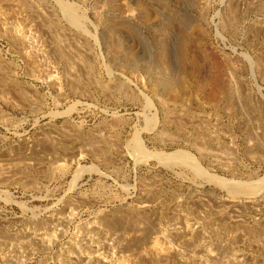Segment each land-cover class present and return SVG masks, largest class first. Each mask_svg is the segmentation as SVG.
<instances>
[{
	"label": "rangeland",
	"instance_id": "obj_1",
	"mask_svg": "<svg viewBox=\"0 0 264 264\" xmlns=\"http://www.w3.org/2000/svg\"><path fill=\"white\" fill-rule=\"evenodd\" d=\"M0 264H264V0H0Z\"/></svg>",
	"mask_w": 264,
	"mask_h": 264
},
{
	"label": "bare ground",
	"instance_id": "obj_2",
	"mask_svg": "<svg viewBox=\"0 0 264 264\" xmlns=\"http://www.w3.org/2000/svg\"><path fill=\"white\" fill-rule=\"evenodd\" d=\"M59 2V1H58ZM68 4V3H67ZM62 4V3H60V8H61V11L63 12V14L65 15V17H67L69 20H71L72 21V23L73 24H77V20H80V18L78 19V16H77V14H76V11L73 9V7L70 5V4ZM70 5V6H69ZM82 20V19H81ZM79 22V21H78ZM75 26H78V25H75ZM77 28V27H76ZM140 143V142H139ZM138 145H136V147H137ZM139 147H141V146H139ZM139 153V152H138ZM149 154V153H148ZM151 155H153V154H151ZM151 155H149V156H147V157H152L153 158V156H154V158L156 159L157 157L156 156H159V157H161V159H169V160H173V159H175V156H174V158H172L171 159V157H173V155H170V156H160V155H153V156H151ZM177 155H179V153L177 154ZM177 157V156H176ZM178 158V157H177ZM176 158V159H177ZM146 159V158H145ZM158 159V158H157ZM160 159V160H161ZM183 158H181V160H182ZM185 159V158H184ZM184 159L182 160L184 163H188V164H190L191 163V161H189L188 160V158L187 159H185L186 161H184ZM159 160V159H158ZM178 160H180V159H178ZM176 161V160H175ZM171 162V161H170ZM169 162V163H170ZM172 162H174V161H172ZM180 162V161H179ZM165 163V162H164ZM195 169H197V168H195ZM194 169V170H195ZM198 170V169H197ZM197 170H195V171H197ZM199 171V170H198ZM200 172V171H199ZM198 173V172H197ZM199 174V173H198ZM203 174V173H202ZM200 176H202L201 175V173L199 174ZM204 176V175H203ZM207 176V175H206ZM205 177V176H204ZM207 178H209L210 180L209 181H212V182H214L215 184H217V185H220V186H229L230 187V189H234V191L235 190H237L238 188H239V185H236V184H232V185H234V186H232L231 185V183L229 182H227V181H224V180H222V179H220V178H217V177H213V176H207ZM258 185V184H257ZM241 186V185H240ZM226 189H227V187H226ZM247 193V192H246ZM244 194V195H247V196H250L251 194ZM253 194H255V193H253ZM157 250V249H156ZM159 252V251H158ZM161 252V251H160ZM155 253V252H154ZM156 253H157V251H156ZM158 254V253H157Z\"/></svg>",
	"mask_w": 264,
	"mask_h": 264
}]
</instances>
